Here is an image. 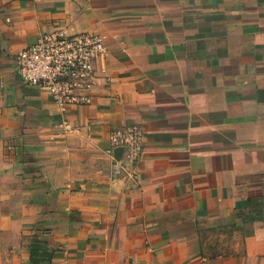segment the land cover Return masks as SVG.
<instances>
[{
  "label": "crops",
  "instance_id": "crops-1",
  "mask_svg": "<svg viewBox=\"0 0 264 264\" xmlns=\"http://www.w3.org/2000/svg\"><path fill=\"white\" fill-rule=\"evenodd\" d=\"M85 32L89 105L20 80ZM0 264H264V0H0Z\"/></svg>",
  "mask_w": 264,
  "mask_h": 264
},
{
  "label": "built area",
  "instance_id": "built-area-1",
  "mask_svg": "<svg viewBox=\"0 0 264 264\" xmlns=\"http://www.w3.org/2000/svg\"><path fill=\"white\" fill-rule=\"evenodd\" d=\"M107 48L104 40L93 33L66 36L46 34L16 57L20 80L48 94L59 108L70 105L84 107L92 101L93 72L99 62L105 61ZM102 73H106L104 67ZM70 128L69 124L65 125ZM122 150L136 162L144 152V133L139 128L117 131L112 136L110 154ZM114 176L121 173L115 161Z\"/></svg>",
  "mask_w": 264,
  "mask_h": 264
},
{
  "label": "water",
  "instance_id": "water-1",
  "mask_svg": "<svg viewBox=\"0 0 264 264\" xmlns=\"http://www.w3.org/2000/svg\"><path fill=\"white\" fill-rule=\"evenodd\" d=\"M122 152H123L122 150H117V151H116V155H121Z\"/></svg>",
  "mask_w": 264,
  "mask_h": 264
}]
</instances>
